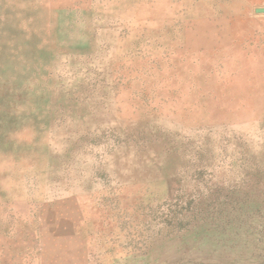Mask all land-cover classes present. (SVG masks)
<instances>
[{"label": "rangeland", "instance_id": "374dc122", "mask_svg": "<svg viewBox=\"0 0 264 264\" xmlns=\"http://www.w3.org/2000/svg\"><path fill=\"white\" fill-rule=\"evenodd\" d=\"M0 264H264V0H0Z\"/></svg>", "mask_w": 264, "mask_h": 264}]
</instances>
